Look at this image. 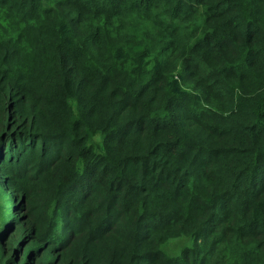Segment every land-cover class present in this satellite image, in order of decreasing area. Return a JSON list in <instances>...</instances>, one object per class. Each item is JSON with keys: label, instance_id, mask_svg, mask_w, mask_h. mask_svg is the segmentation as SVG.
<instances>
[{"label": "trees", "instance_id": "obj_1", "mask_svg": "<svg viewBox=\"0 0 264 264\" xmlns=\"http://www.w3.org/2000/svg\"><path fill=\"white\" fill-rule=\"evenodd\" d=\"M0 264H264V0H0Z\"/></svg>", "mask_w": 264, "mask_h": 264}, {"label": "rangeland", "instance_id": "obj_2", "mask_svg": "<svg viewBox=\"0 0 264 264\" xmlns=\"http://www.w3.org/2000/svg\"><path fill=\"white\" fill-rule=\"evenodd\" d=\"M187 242H188V240L187 239H184V238H182L181 240H177V239L175 241L173 240L172 245H170L169 247H167V245L169 244L168 243L166 245V247L164 248V250L168 254H177L179 252L180 247L182 245H185Z\"/></svg>", "mask_w": 264, "mask_h": 264}]
</instances>
